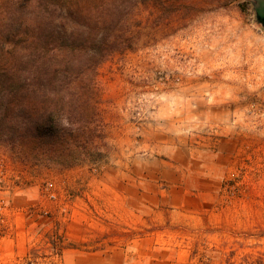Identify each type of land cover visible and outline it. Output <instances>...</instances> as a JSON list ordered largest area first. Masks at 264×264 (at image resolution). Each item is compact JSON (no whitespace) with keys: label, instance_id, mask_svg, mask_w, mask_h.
Returning <instances> with one entry per match:
<instances>
[{"label":"rangeland","instance_id":"374dc122","mask_svg":"<svg viewBox=\"0 0 264 264\" xmlns=\"http://www.w3.org/2000/svg\"><path fill=\"white\" fill-rule=\"evenodd\" d=\"M97 67L110 148L34 168L0 147V264L264 257V29L250 0H130ZM127 43V41H126Z\"/></svg>","mask_w":264,"mask_h":264},{"label":"trees","instance_id":"16d2710c","mask_svg":"<svg viewBox=\"0 0 264 264\" xmlns=\"http://www.w3.org/2000/svg\"><path fill=\"white\" fill-rule=\"evenodd\" d=\"M130 0H0V147L34 168L98 165L109 149L98 65L131 46ZM127 41V43H126ZM244 264H264V257Z\"/></svg>","mask_w":264,"mask_h":264},{"label":"water","instance_id":"95a60500","mask_svg":"<svg viewBox=\"0 0 264 264\" xmlns=\"http://www.w3.org/2000/svg\"><path fill=\"white\" fill-rule=\"evenodd\" d=\"M255 12L256 22L264 29V0H250Z\"/></svg>","mask_w":264,"mask_h":264}]
</instances>
